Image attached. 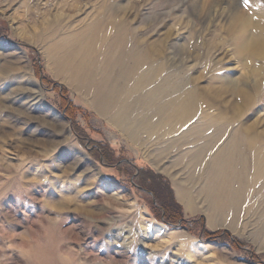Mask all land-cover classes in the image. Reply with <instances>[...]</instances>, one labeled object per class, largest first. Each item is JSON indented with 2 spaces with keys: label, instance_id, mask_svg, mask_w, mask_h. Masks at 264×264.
<instances>
[{
  "label": "rangeland",
  "instance_id": "rangeland-1",
  "mask_svg": "<svg viewBox=\"0 0 264 264\" xmlns=\"http://www.w3.org/2000/svg\"><path fill=\"white\" fill-rule=\"evenodd\" d=\"M243 16L264 0H0V264H264V59L242 45L264 29ZM238 130L236 209L210 196Z\"/></svg>",
  "mask_w": 264,
  "mask_h": 264
},
{
  "label": "bare ground",
  "instance_id": "bare-ground-1",
  "mask_svg": "<svg viewBox=\"0 0 264 264\" xmlns=\"http://www.w3.org/2000/svg\"><path fill=\"white\" fill-rule=\"evenodd\" d=\"M261 18L264 19V16H262ZM236 22L239 23L240 24L239 27L242 28L238 32L242 33V34L244 32H246V30L249 29L250 27L255 28L256 30L264 29V21H263V23L262 22L258 23L259 21L256 22L255 20H253L251 18H247L245 16L239 17ZM242 43H243L242 45L244 47V50L247 51V53H248V55H250V57H252V58H263L264 59V40L261 39V36L259 35L258 32L252 33V36L250 35V39L246 40V41L243 40ZM135 64H136L137 68H139V69L144 65L142 63L141 59L136 60ZM159 94H161V96H163L161 99L160 110H163V111L166 110L167 111V109L170 108L171 105L169 102H166V101L163 102V99L165 97L167 99L168 93H165V91L163 89H159ZM128 115H129V113H125V115H123V117H121L122 119L119 120V121H121V123L120 122L119 123L122 124L124 121H126L128 119ZM220 133H222L221 136H220ZM224 133H225V131L218 129L212 137H214V139H216L215 134H217V137L221 138L222 135H224ZM236 134H237L236 137L231 140L230 146H228L227 148L226 147L223 148L222 149L223 151L220 152L219 155L217 156V161H215L216 164H214V166H213L214 176L213 175L212 176L214 177L213 178L214 180L212 182L210 199H211V203L214 201H217V203H223V204H226L227 206L229 205L230 208L232 207V208L237 209L236 205L239 206V203L241 202V200H243V198H245L246 193H247V189H248V184H246V181H245L246 175L243 176V174L246 171V169L247 170L249 169V164H250V166L255 164L256 153L253 154V152L252 153L250 152V150L253 148V145L250 144V142H248L246 144V142L242 141V138H240V136H239L240 135L239 130L236 132ZM247 151L250 152L249 155L247 154ZM263 151H264V149H263ZM223 154H224V156H223ZM244 154H247L246 160H245V157H243ZM219 156H221V157H219ZM261 156L262 157L260 158V162L262 164H264V152H263V155H261ZM252 158L254 160L253 163H252V161H250V159L252 160ZM215 159H216V157H215ZM219 160H221L220 164L217 165ZM242 167H244V168H242ZM221 174L229 176V178H230L229 183L231 182L232 186L233 185L236 186L235 187L236 189H232V188L230 189V196L227 197L228 200L220 198L218 196V194H216V192H215V189L217 187L216 185L218 184L215 177L218 178V176H220ZM223 183H225V181H220V184H223ZM231 195H232V197H231Z\"/></svg>",
  "mask_w": 264,
  "mask_h": 264
},
{
  "label": "trees",
  "instance_id": "trees-1",
  "mask_svg": "<svg viewBox=\"0 0 264 264\" xmlns=\"http://www.w3.org/2000/svg\"><path fill=\"white\" fill-rule=\"evenodd\" d=\"M147 181L148 180H150V179H146ZM167 204V203H166ZM169 210H170V208H169ZM168 217H169V220H172V219H174L176 216H175V211H172V210H170V213L167 215ZM176 219H178V218H176Z\"/></svg>",
  "mask_w": 264,
  "mask_h": 264
}]
</instances>
